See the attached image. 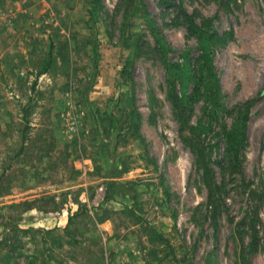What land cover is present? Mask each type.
Masks as SVG:
<instances>
[{
    "label": "rangeland",
    "instance_id": "1",
    "mask_svg": "<svg viewBox=\"0 0 264 264\" xmlns=\"http://www.w3.org/2000/svg\"><path fill=\"white\" fill-rule=\"evenodd\" d=\"M263 87L264 0H0V264H264Z\"/></svg>",
    "mask_w": 264,
    "mask_h": 264
},
{
    "label": "trees",
    "instance_id": "2",
    "mask_svg": "<svg viewBox=\"0 0 264 264\" xmlns=\"http://www.w3.org/2000/svg\"><path fill=\"white\" fill-rule=\"evenodd\" d=\"M130 2V0H127V4ZM189 27H193L194 29L198 30L199 32H202V34L204 33L203 31H200L199 28H197V26L194 25H190ZM191 31L192 29L189 28ZM215 36V34H209L208 38L212 41L213 37ZM149 48H151L149 46V44H146ZM206 55V54H205ZM205 55L203 54V56H201V61L202 59H204ZM209 58V57H208ZM207 62V60H206ZM47 67V66H46ZM46 67L43 69V71L41 73H43L46 70ZM178 66L174 65V64H167L166 67V83H167V87L169 88L170 92H169V96L171 98V104L173 106V109H179L180 105V101L182 100L178 94V92L176 91V83H175V79H176V72L178 70ZM199 70L201 71V73H204L205 71H207V75H208V79L212 80L211 82V89L209 91V97L210 99L214 102L213 103V107L216 109L217 106L221 107V104H223V99L222 96L220 95V91L218 90V83H217V77L215 75V71H214V66L212 64H208L207 67L205 66V64L201 63L199 66ZM251 105L250 100L245 101L242 106L243 108L239 107L237 108V113L236 116L234 118V123L233 125H231L227 130H224V136L226 137V148L225 151L228 155H234L237 153L238 145L237 143H239L241 141V139H243L244 136V128L246 125V119H247V112H248V108ZM183 115L180 111H178V118H179V132L181 133L183 128H184V123L185 120L182 118ZM187 129H189L190 133L193 132V128L190 126H186ZM240 135V136H239ZM181 136H183V134H181ZM239 136V139L237 140V137ZM23 148V146L21 147V149ZM200 156V153H198V157ZM197 157V164L198 166L202 169V178H203V182L205 184L206 190H207V196L209 199L210 203H213V205L216 202V194L219 191V186L217 184V182L215 181V178L213 176V171L212 169L209 167L208 163L206 160H204L203 157H201V159H198Z\"/></svg>",
    "mask_w": 264,
    "mask_h": 264
},
{
    "label": "water",
    "instance_id": "3",
    "mask_svg": "<svg viewBox=\"0 0 264 264\" xmlns=\"http://www.w3.org/2000/svg\"><path fill=\"white\" fill-rule=\"evenodd\" d=\"M261 94H264V87H263V89H262V91H261Z\"/></svg>",
    "mask_w": 264,
    "mask_h": 264
}]
</instances>
